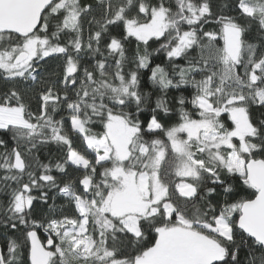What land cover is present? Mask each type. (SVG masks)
Wrapping results in <instances>:
<instances>
[{"label":"snow or ice","instance_id":"1","mask_svg":"<svg viewBox=\"0 0 264 264\" xmlns=\"http://www.w3.org/2000/svg\"><path fill=\"white\" fill-rule=\"evenodd\" d=\"M0 81V264H264V0H0Z\"/></svg>","mask_w":264,"mask_h":264},{"label":"trees","instance_id":"2","mask_svg":"<svg viewBox=\"0 0 264 264\" xmlns=\"http://www.w3.org/2000/svg\"><path fill=\"white\" fill-rule=\"evenodd\" d=\"M222 2H223V0H213V4L214 5H218V4L222 3ZM6 87H7V85H5L3 81H0V90L4 89ZM41 236L43 238V234L42 233H41Z\"/></svg>","mask_w":264,"mask_h":264}]
</instances>
